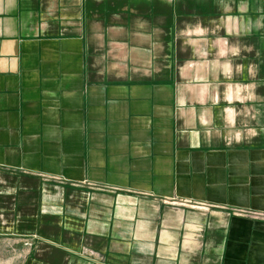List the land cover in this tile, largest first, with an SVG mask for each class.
<instances>
[{
	"label": "crops",
	"instance_id": "crops-1",
	"mask_svg": "<svg viewBox=\"0 0 264 264\" xmlns=\"http://www.w3.org/2000/svg\"><path fill=\"white\" fill-rule=\"evenodd\" d=\"M0 238L264 264V0H0Z\"/></svg>",
	"mask_w": 264,
	"mask_h": 264
},
{
	"label": "rangeland",
	"instance_id": "rangeland-1",
	"mask_svg": "<svg viewBox=\"0 0 264 264\" xmlns=\"http://www.w3.org/2000/svg\"><path fill=\"white\" fill-rule=\"evenodd\" d=\"M19 242L16 241V252H15V259L17 264L21 261L24 257V254L19 249ZM14 258V251H13V242H8L7 239L0 238V264H9L11 259Z\"/></svg>",
	"mask_w": 264,
	"mask_h": 264
}]
</instances>
